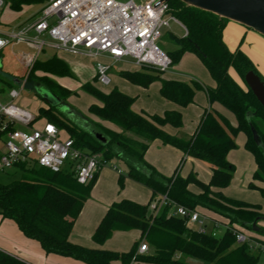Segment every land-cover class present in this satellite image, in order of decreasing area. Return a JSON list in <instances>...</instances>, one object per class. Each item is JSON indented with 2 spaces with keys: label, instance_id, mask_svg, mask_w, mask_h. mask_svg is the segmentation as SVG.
<instances>
[{
  "label": "trees",
  "instance_id": "obj_1",
  "mask_svg": "<svg viewBox=\"0 0 264 264\" xmlns=\"http://www.w3.org/2000/svg\"><path fill=\"white\" fill-rule=\"evenodd\" d=\"M42 1L10 0V7L20 10L22 5ZM168 6L186 31V35L176 38L177 48L167 52L172 64L177 63L185 51L193 52L215 85L162 78L147 67L133 72L122 71L121 76L143 87L159 79L161 97L179 107L193 103L195 92L203 89L209 103H219L234 115L236 125L232 126L214 109L205 108L192 135L188 139L178 138L166 133L162 127L166 124L180 127L182 117L179 110H166L161 115L135 112L132 109L135 97L116 88L102 92L89 82L82 84L81 89L94 96L99 104L89 105L88 111L117 126L120 131L85 117L76 115L77 119L70 118L58 111L55 114L52 111L56 109L54 106L39 108L38 118L44 117L63 128L73 138L75 147L90 154H100L106 161L120 159L127 166L128 177L145 185L151 192L147 204L129 199L113 202L92 234L93 241L101 245L115 231L139 230V239L128 251L89 248L71 242L69 235L90 197L98 172L92 180L81 184L68 167L52 172L35 164L17 165L20 177L9 183H0V216L13 221L25 237L37 241L47 254L70 257L84 264H111L113 261L130 264L132 258L138 263L149 264H192L187 259L206 264H256L258 261L259 256L251 253L246 244L235 242L228 228L220 236L201 233L189 227L186 219L174 216L168 204L159 208L157 213L150 208L152 202L166 195L176 204L189 209H209L226 217L230 225L239 224L264 234V229L257 226V222L264 220L260 205L227 197L220 191L229 185L235 170L227 154L237 147L235 136L239 132L244 133V147L254 158L256 170L253 178L264 181V109L246 85L244 76L252 71L263 83L264 77L239 47L231 51L224 43L222 30L227 19L186 6L180 0H170ZM229 68L236 72L244 86L232 78ZM35 70L57 76L71 75L69 66L57 56L35 62L28 76H32ZM39 83L64 100L71 93L47 76L39 77ZM95 132L105 137L106 142L97 139ZM154 139L179 149L185 156L205 162L211 170L208 182L200 181L193 173L185 177L179 174L183 156L170 176L156 171L144 159ZM123 180L124 176L119 175L121 186ZM190 184L197 186L200 192H191L188 189ZM261 192L264 195V189ZM141 241L147 242L150 252L137 254ZM0 264L27 263L0 251Z\"/></svg>",
  "mask_w": 264,
  "mask_h": 264
},
{
  "label": "built area",
  "instance_id": "obj_2",
  "mask_svg": "<svg viewBox=\"0 0 264 264\" xmlns=\"http://www.w3.org/2000/svg\"><path fill=\"white\" fill-rule=\"evenodd\" d=\"M10 0H0V9ZM171 21L181 23L170 13L168 3L161 0H45L38 15L17 29H0V49L9 44H24L30 52L19 54L20 62L31 67L36 57L46 48L70 51L97 60L95 63L98 84H110L112 66L125 59L133 60L139 67H147L158 73L167 71L172 60L159 45L162 29ZM186 35V31L185 34ZM20 90L11 88L8 96L16 99ZM38 116L13 103L0 102V171L25 163L59 172L68 167L78 183L92 180L108 162L100 154H90L75 147L68 133L46 118L38 123ZM120 173V170L113 167ZM165 204L171 206L174 216L197 223L201 233L216 235L207 229L205 216L197 209L176 204L162 195L152 202L155 210ZM238 244H246L258 256L264 255V240H252L247 229L239 224L228 227ZM148 249L141 241L137 254ZM132 258L130 264H134Z\"/></svg>",
  "mask_w": 264,
  "mask_h": 264
},
{
  "label": "rangeland",
  "instance_id": "obj_3",
  "mask_svg": "<svg viewBox=\"0 0 264 264\" xmlns=\"http://www.w3.org/2000/svg\"><path fill=\"white\" fill-rule=\"evenodd\" d=\"M119 1L125 2L127 0ZM41 7L42 3L37 2L25 4L21 7V10H0V27L10 28L19 21L27 20L29 16L38 12ZM183 34L184 28L179 23L171 21L169 27L162 29V36L158 40V45L166 52L175 50L177 48L176 38L183 37ZM21 52H30V50L24 44H9L0 49V102L5 105L13 103L20 108L28 110L33 115L38 116L39 108H48L51 106L44 97V87L39 83V77L47 76L54 80L53 76L57 75L45 74L40 70L33 71V75L30 77L28 74L35 62L47 60V58L43 56L50 54L51 50L47 49L43 55L40 53L41 55L39 54L36 57L31 67H26L20 62L19 54ZM56 53L64 61H66L71 71L70 76H57L58 78L56 81L60 85L69 89L71 93L67 98H65V100L60 98V105L66 106V108H63L60 105L55 106L56 109L52 110L55 114L60 112L64 116L75 119H77V116L80 118L85 117L87 120L97 118L88 111V107L91 104H98V100L81 89V85L86 82L95 85L96 88L102 92H108L112 88H116L122 92H128L129 95L131 94L130 96L135 97V108L138 112L143 110L145 112L147 111V113H159L162 111L163 102L158 89L160 82L159 79H155L146 87H143L134 84L121 76L120 73L122 71L133 72L131 68L134 65L131 59H126L122 62L114 64L109 72L111 76V85L103 86L98 84L95 79V63L97 60L107 62L109 61L107 58L99 57L98 59H94L91 56L85 55L82 51L74 53L70 51L56 50ZM158 74L160 77H162L161 75L163 74L171 75L174 77L173 79L179 81H197L203 86L213 83L211 76L201 62L200 58L195 53L190 51H185L181 55L178 62L175 63V65H172L169 70ZM238 81L242 86H244L241 80ZM11 88L20 90L19 97L14 100L8 96ZM194 96L196 97L193 98L195 103L193 102L194 104H188L182 111V128L179 130L178 135L183 137H187L191 130L196 128V123L198 121L196 118L199 115L200 106L203 107V105L206 104L205 91L203 89H198ZM68 111L72 112L74 116L71 117L72 114L68 116ZM228 116L232 121H234V115L228 113ZM43 119L44 117L38 118L37 125L43 122ZM3 139V137H0V149L3 146ZM244 140L245 135L243 132H239L235 136V143L237 147L229 154L232 158L231 160H233L232 163L235 165V171L229 185L223 189L224 192L222 193L233 199L258 204L264 211V195L261 192V189H264V181L253 178V173L256 169L251 153L244 147ZM170 148L179 154L177 161H180L179 159L183 156V161L179 168L181 172H184L193 163L195 164V166H193L194 170L197 172L200 179H207V177H209V168L205 162L185 156L184 154L179 153L176 148ZM177 161L176 163H179ZM113 167L119 169L120 174L114 176L112 171ZM98 172L99 174H97L96 179H98V177H102L103 180L101 185H99L96 190H93L95 195L91 197V200L96 202V204L100 205L104 203V200L106 201L108 199L110 200L114 198L116 200L117 197H120L118 198V201L124 199V197L140 199L145 198L146 200L150 199L148 187L129 178L127 175V166L120 159L112 158ZM20 175L21 171L14 168L2 170L0 171V183H9L12 180L18 179ZM119 175L124 176L122 186L118 181ZM100 196L102 197L101 199L99 198ZM197 210L201 215L205 216L206 219L204 220V223L207 225V229H212L217 236L223 234L226 228L232 225L229 224V220L226 217L219 213L202 207H197ZM159 211V209H156L153 212L157 213ZM188 226L193 229H197L199 224L188 223ZM257 226L264 229V222H257ZM246 229L252 240H264L263 233L255 232L248 228ZM91 240L94 242L92 235ZM107 240H105L102 245H106L108 242ZM113 243H115L114 245L118 246L120 250L127 251L128 242H118L114 239ZM145 243L147 244V242ZM147 247L148 249L146 252H150L151 247L148 244ZM248 249L251 253H255L254 250H251L250 248ZM0 251L5 252L27 264H84L83 262L70 257L45 253L37 241L25 237L13 221L3 219L1 216ZM146 252H144V254H146ZM187 261L192 264H206L198 263L189 259H187ZM141 263L142 262L138 263V261H135L134 264ZM263 263L264 255H260L256 264Z\"/></svg>",
  "mask_w": 264,
  "mask_h": 264
},
{
  "label": "crops",
  "instance_id": "obj_4",
  "mask_svg": "<svg viewBox=\"0 0 264 264\" xmlns=\"http://www.w3.org/2000/svg\"><path fill=\"white\" fill-rule=\"evenodd\" d=\"M44 1L41 2L42 5H43ZM5 9H7L8 11L12 10V8L10 7V1H8L5 4V6L3 8H1L0 10L4 11ZM20 10H21V8H20ZM39 11L34 13V14H32L31 16H29L27 18V20L19 21L14 26H12L10 28L0 27V29H2V30H10V29H17V28H19L21 26H24L25 24H27L28 22L33 20L38 15ZM181 26L183 27L182 24H181ZM184 34H185V28H184ZM184 34H183V36H184ZM222 39H223L224 43L226 44V46L228 47V49L231 50V51H233L235 48L239 47L240 50L243 51L250 58V60L254 63V65L257 68V70L264 77V37L263 36H261L260 34L254 32L253 30H251L249 28H246V27H244V26H242V25H240L238 23H235V22H232V21H228L226 23L224 29L222 30ZM47 49L51 50V53L48 54L47 56H43V57H46L47 59H49L53 55H55L58 58H60L61 60H63L60 56H58V54L56 53V50L51 49V48H46L45 50H43L41 52V54L42 55H43V53L45 54ZM64 62L66 63V61H64ZM132 63L134 65L131 68L132 71L140 70V67L135 65L133 60H132ZM172 65H175V64H172ZM229 74L232 76V78L238 84H240L239 81H238V80H240V78L238 77V75L236 74V72L232 68H229ZM109 76H110V74H109ZM161 76H162V78H166V79H173L174 78L171 75H164L163 74ZM57 78H58L57 76H53V79L55 81H56ZM173 80H175V79H173ZM184 82H188V81H184ZM109 85H111V76H110V84ZM214 85H215L214 80H213V83L207 84V86H214ZM159 87H160V82H159ZM159 87H158V89H159ZM123 93L129 95L128 92H123ZM205 97H206V104L203 105V107L200 106L201 108H200V111H199V115L196 118V120H198L196 125L198 124V122H199V120H200V118L202 116V113H203L205 108L214 109L215 111H217L218 113H220L224 117H226L227 120L229 121V123L232 126L236 125V119H234V121H232L229 118V116H228V113L232 114L230 111H228L226 108H224L219 103H216V102L209 103L206 93H205ZM194 98H196V97L194 96ZM136 99H137V96H136ZM161 99H162V102H163L162 111L159 112V113H156V112H151L150 113V112H148V114L161 115L166 110H179L181 112V117L183 119L182 111H183L184 107H179L175 103H173L171 101H168V100L164 99L163 97H161ZM135 101L132 104V109L135 112H138V110L135 108ZM98 104H99V102H98ZM143 112H145V111H143ZM146 113H147V111H146ZM95 117H97V116H95ZM90 120L93 121V122H96V123H100L101 125L109 127V128L114 129L116 131H120V129L117 126L113 125L112 123L100 120L98 117L97 118H91ZM181 128H182V124H181L180 127H173V126L168 125V124H166V125H164L162 127V129L166 133H168V134H170L172 136L183 138V139H188L192 135L194 130H195L193 128V130H191L190 134L187 137H183V136L178 135L179 134V130ZM245 140H246V137H245ZM245 140H244V143H245ZM170 147H173V146L168 145V144H164L159 139H154L153 141L150 142L149 147H148V149L146 150V152L144 154L145 161L148 164H150L153 168H155L156 171H158L160 174H162L164 176H170L174 172V170H175V168H176V166L178 164V163H176V161L178 160L177 158H178L179 154L177 152H175L174 150H172V148H170ZM173 148H175V147H173ZM177 150L179 151V153L183 154L179 149H177ZM232 150H230L228 152V154H227V159L231 163H232L233 160H231L232 158L229 156V154H230V152ZM252 158H253V156H252ZM253 161H254V158H253ZM177 162H179V161H177ZM254 165H255V162H254ZM193 166H195V164L192 163L184 172H181L180 169H179V174L181 176L185 177L189 173H193L196 176V178H198L200 181H202L204 183L208 182V180H209V178L211 176V170L209 169V177H207V179L206 178L200 179L198 174H197V172L194 170ZM234 167H235V165H234ZM208 168H209V166H208ZM255 169H256V165H255ZM112 171L114 173V176H117L118 174H120L116 170H112ZM98 174H99V172H98ZM102 180H103L102 177H100V178L98 177V179H96V181H95V183H94V185H93V187L91 189L90 197L84 203V205H83V207H82L77 219L74 222L72 231H71V233L69 235V240L71 242H73V243L80 244L82 246L89 247V248H104V249H109V250H113V251L116 250L118 252L119 251L120 252H126V251L120 250L118 246L114 245L115 243H113V240L115 239V241L117 240L118 242H128V245H127V247H128L127 251H128L131 248V246H132L131 244L139 239V237H140L139 230L133 229V230H129V231H115L112 234L111 238H109L107 240L108 242H107L106 245H102V244L99 245V244H96L95 242H92V240H91V235L94 232V230H95L96 226L98 225V223L100 222L101 218L103 217L104 213L106 212L107 208L113 202L118 201V198H120V197H117L116 200L114 198L110 199V200L108 199L106 201L104 200V203H102L100 205H98V204H96V202L92 201L91 197H93V195H95L93 190H96V188L99 187V185H101ZM188 189L191 192H193V193L200 192V189L197 186L193 185V184L188 185ZM223 189L220 190L221 193L224 192ZM150 194H151V192L149 190V195ZM99 198L101 199L102 197L100 196ZM149 198H150V196H149ZM124 199H129V200H132V201L137 202L139 204H147L148 201H149V199L146 200L145 198L140 199V198H133V197H124ZM260 211L264 215V211L262 210V208H261ZM262 222H264V220H262ZM111 264H122V263L120 261H113ZM141 264H149V263H141Z\"/></svg>",
  "mask_w": 264,
  "mask_h": 264
},
{
  "label": "water",
  "instance_id": "obj_5",
  "mask_svg": "<svg viewBox=\"0 0 264 264\" xmlns=\"http://www.w3.org/2000/svg\"><path fill=\"white\" fill-rule=\"evenodd\" d=\"M168 3L170 0H161ZM186 6L198 8L217 15L218 17L238 23L264 37V0H180ZM244 81L264 109V83L249 71ZM44 97L51 106H58L61 100L58 96L43 88ZM61 106V105H60ZM66 108V106H61ZM70 116L72 112H67ZM95 137L102 142L106 138L95 132Z\"/></svg>",
  "mask_w": 264,
  "mask_h": 264
}]
</instances>
